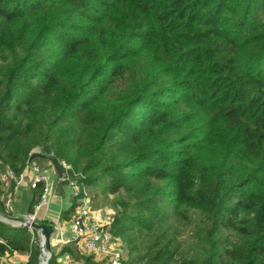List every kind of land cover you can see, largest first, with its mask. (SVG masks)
Returning a JSON list of instances; mask_svg holds the SVG:
<instances>
[{"label": "trees", "instance_id": "obj_1", "mask_svg": "<svg viewBox=\"0 0 264 264\" xmlns=\"http://www.w3.org/2000/svg\"><path fill=\"white\" fill-rule=\"evenodd\" d=\"M37 150L113 195L122 264H264V0H0V174Z\"/></svg>", "mask_w": 264, "mask_h": 264}, {"label": "crops", "instance_id": "obj_2", "mask_svg": "<svg viewBox=\"0 0 264 264\" xmlns=\"http://www.w3.org/2000/svg\"><path fill=\"white\" fill-rule=\"evenodd\" d=\"M37 153H40L39 150L36 151ZM38 165L41 168H43L48 176L51 179L52 185H53V195L52 199L48 206H45L41 208L38 213L36 214V220H38L41 223L50 224L53 225L55 231L52 237V248L55 254H57V259L54 264H65L62 263L63 259H68L69 261L76 262L78 264H88L85 260H77L72 257L70 252L62 251L65 246L67 245H73L76 246L81 254L88 256L78 245V243L74 240V233L71 228V223L74 215L76 214V211L78 209V206L81 202V200L78 197H75L68 182L64 180L62 177L63 174H60L58 170L55 168L52 160L50 158L46 157H36L30 160L27 167L25 168L24 172L26 173V182H24L16 195L13 198V201L10 206H5L3 201V207L6 212L9 215L14 216H26L30 215L31 209L33 204L37 203L39 200L40 194H41V188H34L32 186V178H34V171L32 169L33 166ZM92 191L90 193L91 197V207L94 212V216L102 221L103 223H106L108 219H112V215H114V210L112 207V204L110 202H107V205L105 206H99L101 205V197L98 195H95V192L88 187V190ZM94 193V194H93ZM95 206V207H94ZM112 206V207H111ZM34 209V208H33ZM43 209L41 216L39 215L40 211ZM14 227H21L20 225H14L12 223H8ZM33 234L32 240H39L41 242L42 246V234L38 230H31ZM36 231V233H35ZM34 240V241H35ZM75 241V242H74ZM9 257L13 259H17L21 261L23 264H27V262L30 259V253L25 251H17L14 250L13 252L9 253L7 252L4 257ZM70 257V259H69ZM96 261H100L102 264H106L104 259L100 257H95ZM52 264V263H51Z\"/></svg>", "mask_w": 264, "mask_h": 264}, {"label": "built area", "instance_id": "obj_3", "mask_svg": "<svg viewBox=\"0 0 264 264\" xmlns=\"http://www.w3.org/2000/svg\"><path fill=\"white\" fill-rule=\"evenodd\" d=\"M50 157V159L55 158L54 153H51ZM59 163L64 169V176L62 178L68 182L74 196L81 200L71 223L74 240L87 255L100 257L106 261V264H122L125 258V251L110 229L113 218L103 223L94 216L95 210L91 207V197L88 189L86 186L79 184L77 175L73 172L72 166L67 161L59 160ZM32 169L34 171V178H32L31 184L34 188L40 187L41 194L38 202L34 206L33 212L28 216L31 219H36L38 211L49 205L53 195V185L50 177L43 168L35 165ZM11 178L8 173L0 174V179L4 183V192L1 195V200L6 207L11 205L20 186L26 182L27 176L23 171L19 176L15 177L13 184ZM1 243H6L3 237H0ZM0 264L23 263L17 259L3 256L0 257Z\"/></svg>", "mask_w": 264, "mask_h": 264}, {"label": "water", "instance_id": "obj_4", "mask_svg": "<svg viewBox=\"0 0 264 264\" xmlns=\"http://www.w3.org/2000/svg\"><path fill=\"white\" fill-rule=\"evenodd\" d=\"M36 157H45L42 153L34 152L30 158L32 160ZM52 162L55 168L58 170L60 174L64 173L63 167L60 165L59 160L57 158H52ZM0 221L6 223H12L14 225L27 226L31 230H38L42 234V246L43 251L41 255L40 264H51L54 256L53 248H52V237L54 234V227L50 224L41 223L36 219H31L28 215L26 216H14L9 215L7 213L0 212Z\"/></svg>", "mask_w": 264, "mask_h": 264}, {"label": "rangeland", "instance_id": "obj_5", "mask_svg": "<svg viewBox=\"0 0 264 264\" xmlns=\"http://www.w3.org/2000/svg\"><path fill=\"white\" fill-rule=\"evenodd\" d=\"M51 154V153H50ZM50 154H49V156H50ZM78 176V175H77ZM98 191H99V196L101 197V205H99L100 207L101 206H105V205H107V202H111V204H112V206H114V207H112L113 209H115L114 210V215H115V213H116V211H117V207L115 206V203L113 202V195L112 194H107L106 195V193L105 192H103L102 191V188H99L98 187ZM3 192H4V190H3V187H0V200H1V195L3 194ZM89 192H90V189H89ZM92 194V193H91ZM89 195H90V193H89ZM90 198V197H89ZM91 199V198H90ZM2 201V200H1ZM81 203V202H80ZM95 207V206H94ZM42 211H43V209L39 212L40 214V216H41V213H42ZM114 215H112V217H115ZM112 224V223H111ZM110 224V225H111ZM53 258H54V256H53ZM69 259H70V257H69ZM53 260V259H52ZM100 262V261H99ZM62 263H65V264H78V263H76V262H73V261H69L68 262V259L66 260V259H63L62 260Z\"/></svg>", "mask_w": 264, "mask_h": 264}]
</instances>
